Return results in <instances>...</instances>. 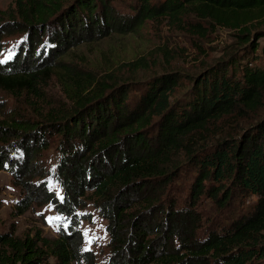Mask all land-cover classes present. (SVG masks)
Wrapping results in <instances>:
<instances>
[{
  "label": "trees",
  "instance_id": "1",
  "mask_svg": "<svg viewBox=\"0 0 264 264\" xmlns=\"http://www.w3.org/2000/svg\"><path fill=\"white\" fill-rule=\"evenodd\" d=\"M146 22L231 42L194 75L146 80L142 58L113 77L71 57ZM7 41L0 96L17 106L0 100V170L23 192L14 215L49 203L68 222L18 236L0 217V264H264V0H14L0 56ZM52 79L67 104L45 99ZM87 207L104 222L103 262L85 248Z\"/></svg>",
  "mask_w": 264,
  "mask_h": 264
},
{
  "label": "rangeland",
  "instance_id": "2",
  "mask_svg": "<svg viewBox=\"0 0 264 264\" xmlns=\"http://www.w3.org/2000/svg\"><path fill=\"white\" fill-rule=\"evenodd\" d=\"M13 1L0 0V10L6 9ZM14 37H18V34L7 39L11 40ZM230 42L231 35L226 30H218L208 39L198 40L196 38L189 39L177 30L164 25L157 27L146 22L132 34L110 32L109 35L90 43H79L77 47L73 48L74 52L71 57L74 61H85L86 69L92 70L94 74L113 73V77L125 74L127 63L136 58H142L146 69L137 71L133 76L138 80H146L149 76L168 69H176L184 74L194 75L204 67L212 65ZM195 45H199L200 49L205 50L204 53H200ZM4 46L0 56V59L3 60L9 55L11 41H7ZM168 60L170 62L165 65ZM181 92L182 89L176 93V96H180ZM1 99L6 108L17 106L6 95H1ZM45 99L52 106L67 104L59 84L54 79L48 83L45 89ZM3 113L4 110H1L0 114ZM11 178L9 171L0 170L2 230L7 231L9 228H13L14 233L21 236L23 233H31L40 229L42 235L48 238L57 237L60 229L65 227L68 221L58 214L51 204L33 203L23 215H14L15 202L21 198L23 192L12 184ZM51 188L53 189V187ZM55 189L60 198V191ZM236 210L238 208L234 211ZM87 212L90 213L91 219L80 225L85 239V248L92 250L96 254L97 260L103 262L108 240L104 231V222L95 215L90 207L84 210V213Z\"/></svg>",
  "mask_w": 264,
  "mask_h": 264
}]
</instances>
